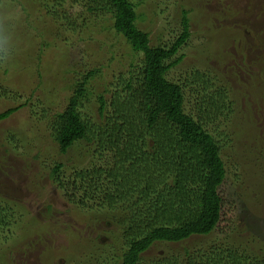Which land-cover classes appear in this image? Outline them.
Listing matches in <instances>:
<instances>
[{
	"label": "trees",
	"instance_id": "16d2710c",
	"mask_svg": "<svg viewBox=\"0 0 264 264\" xmlns=\"http://www.w3.org/2000/svg\"><path fill=\"white\" fill-rule=\"evenodd\" d=\"M41 1L50 24L58 29L37 31L43 52L53 45L45 34L56 41L61 32L72 30L78 43L88 42L71 71L79 77L65 87L64 101L45 98L50 106L43 109L48 134L65 155L85 142L91 156L97 157L90 161L81 154L78 163L57 161L50 177L69 201L81 207L98 201L111 213L121 231L109 264H264V233L250 248L249 242L231 236L223 225L224 221L233 225L228 224L234 217L232 208L239 212L242 206L240 196L227 195L226 162L209 128L219 114L235 111V101L221 87L222 72L214 64L220 65V54L212 61L218 47L209 43L192 63L190 83H194L190 86L196 96L189 102L193 110L188 108V85L169 77L185 60L180 51L191 38L194 9L183 5L181 32L170 42L153 44V35L140 25L138 4L132 0H54L53 5ZM109 22L118 42L122 37L128 45V63L111 42H103L97 51L91 49L98 41L95 28H105ZM211 30L230 41L231 36H224L219 26ZM103 48L109 54L106 60ZM6 54L0 50V70L8 75ZM215 80L218 83L212 84ZM7 87L0 81V99L9 97ZM92 99L98 103L100 121L84 111ZM29 103L28 99L7 107L0 118L10 117ZM12 202L0 196V234L17 221L18 205ZM216 232L228 236L208 241L207 246H183L175 252L146 256L158 243H187Z\"/></svg>",
	"mask_w": 264,
	"mask_h": 264
},
{
	"label": "rangeland",
	"instance_id": "374dc122",
	"mask_svg": "<svg viewBox=\"0 0 264 264\" xmlns=\"http://www.w3.org/2000/svg\"><path fill=\"white\" fill-rule=\"evenodd\" d=\"M21 1L3 0L0 6V35L10 38L0 39L9 67L8 75L0 70V81L10 93L8 98L0 99V112L30 100L10 117L0 118V196L13 201L19 210L17 221L0 234V264H109L116 249L112 245H117L114 241L121 231L111 213L98 201L87 202L84 207L69 201L50 177L57 161L78 163L81 154L90 161L97 157L91 156L85 142L66 155L61 153L48 134V122L43 117V109L50 108L45 98L62 103L65 87L79 77L71 71L83 57L88 42L78 43L77 33L72 30L61 32L56 41L45 34L53 45L43 52L37 31L58 29L50 24L41 0ZM48 1L50 5L55 2ZM132 1L138 4L140 25L151 32L153 44L159 40L162 44L170 42L181 32L183 5L194 9L190 15L192 35L180 51L185 53V60L169 74L188 85V108L192 110L189 99L193 101L196 96L190 86L194 83H190L192 63L199 60V52L209 43L218 47L212 61L219 53L220 65L214 62L222 72V85L219 84L225 86L229 100L235 101V111L226 116L219 114L209 128L219 140L226 162L227 195L240 196L242 206L239 212L232 208L234 221L228 224L233 225L227 226L226 221L223 225L228 232L231 230V236L239 235L251 248L252 242L264 233V0ZM106 24L105 28H95L98 41L91 49L97 51L103 42H111L118 53L125 54L128 63L131 56L126 41L121 37L118 42L112 23ZM217 26L224 36H231L230 41L219 31L209 32ZM105 49L104 60L109 56ZM217 83L215 80L212 84ZM90 102H86L84 111L100 121L98 103L95 99ZM11 134L15 137L12 141L8 138ZM217 233L194 237L187 243H158L146 256L175 252L183 246H207L208 241L228 236Z\"/></svg>",
	"mask_w": 264,
	"mask_h": 264
}]
</instances>
